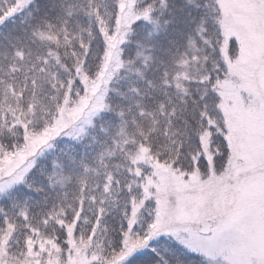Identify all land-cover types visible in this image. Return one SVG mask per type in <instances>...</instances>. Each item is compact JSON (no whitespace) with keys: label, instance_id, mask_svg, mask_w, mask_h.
I'll list each match as a JSON object with an SVG mask.
<instances>
[{"label":"snow or ice","instance_id":"snow-or-ice-1","mask_svg":"<svg viewBox=\"0 0 264 264\" xmlns=\"http://www.w3.org/2000/svg\"><path fill=\"white\" fill-rule=\"evenodd\" d=\"M0 264H264V0H0Z\"/></svg>","mask_w":264,"mask_h":264}]
</instances>
